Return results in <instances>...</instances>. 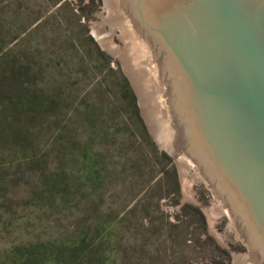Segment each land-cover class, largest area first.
<instances>
[{"label": "rangeland", "instance_id": "obj_1", "mask_svg": "<svg viewBox=\"0 0 264 264\" xmlns=\"http://www.w3.org/2000/svg\"><path fill=\"white\" fill-rule=\"evenodd\" d=\"M13 5L0 0L3 23L20 29H0V73L8 75L11 61H20L31 75L21 78L25 89L52 100L56 110L45 130L31 124L32 149L0 142V264L72 263L56 261L57 249L39 244L58 239L70 221L61 197L59 207L46 201L62 178L49 173L61 172L55 155L63 152L54 150L60 135L72 137L71 154L79 155L81 169L97 170L83 192L102 184V198L94 203L99 217L90 215L88 222L84 264H232L205 214L183 198L174 160L145 126L121 64L96 41L102 0H20L8 11ZM122 177L130 184L123 185ZM151 229L139 244L138 232Z\"/></svg>", "mask_w": 264, "mask_h": 264}, {"label": "water", "instance_id": "obj_2", "mask_svg": "<svg viewBox=\"0 0 264 264\" xmlns=\"http://www.w3.org/2000/svg\"><path fill=\"white\" fill-rule=\"evenodd\" d=\"M121 64L183 198L232 264H264V0H102Z\"/></svg>", "mask_w": 264, "mask_h": 264}, {"label": "trees", "instance_id": "obj_3", "mask_svg": "<svg viewBox=\"0 0 264 264\" xmlns=\"http://www.w3.org/2000/svg\"><path fill=\"white\" fill-rule=\"evenodd\" d=\"M13 1L14 5L12 7H8V11H15L20 4V0ZM2 9L4 11V8ZM16 15L17 13L13 14V16ZM3 22H5V20H1L0 16L1 30L6 29L8 33H11L12 31L17 32L18 30H20L16 25L12 26V28L9 26V30V28ZM22 65L23 63L21 64L20 61L14 58L9 65V74L4 76L5 74L3 72V74L0 73V142L22 148H24V146L31 145L32 149L34 140L33 130L30 127L31 124L37 122V124H41V126L44 127L45 130L48 123L54 119L51 115V112L56 110V104L53 105V101L46 100L45 97L39 99V97L37 96V92L27 91L25 89L24 82L21 80V78H23L24 75H31L28 69H26ZM5 71L7 72L8 69H6ZM71 138L72 137L67 135H60L56 140L58 148L54 150H60L63 152V154H60L58 156L55 155V161L57 160L56 165L61 170V172L53 174L49 171V173L51 174V176L62 178L56 180V182L54 183L56 189L54 191H50L49 195L46 197V201L49 202L48 206L54 205L58 207L59 204H56V202L59 201L58 198L61 197L60 201L66 206V208H68L66 212L68 213L70 218V221H68L69 225L65 227V229H71V231H67L64 229L58 236V239L50 241L51 243L49 244H45L42 242H39V244L40 246L52 245L54 248H56L57 255L54 252L56 261H59L61 257H64V259L66 260L71 258V264H73V261L76 262V264H84L87 258L85 238L89 234L88 222H90V215L99 217V215L97 214V207L94 203L96 199L100 201L102 198V184H91L88 187L89 190H85L86 193L83 192V189H81V187L85 183L87 177H90V175L92 174L98 175V173L96 172L97 170H93L90 168L81 169L82 166L84 167V163L80 164L81 161L79 155L71 154L75 146L74 142L71 141ZM84 152L86 151H83V153ZM32 153L33 155L35 154L34 151ZM49 154L50 152L48 150L41 153L42 163L45 155L49 156ZM73 158L76 159V161L73 160ZM72 163L74 164L72 165ZM99 171L103 170L99 169ZM78 173H81L83 175L80 176ZM165 174L169 175L170 173L168 171H165ZM42 175L45 174L42 173ZM72 180L76 182L75 185L72 184ZM121 181L123 185L130 184L124 183V181H128L127 178L121 179ZM135 183L136 185H138V180H135ZM103 185L110 187L113 184L111 183L110 185L104 180ZM53 188L54 185L51 187V189L53 190ZM85 195H87L86 200H82L81 197H84ZM134 211L129 212L127 217L133 216ZM144 211L146 210H141V212L145 214ZM138 233V243L140 244L145 237L149 238L151 234L154 233V231L151 229L146 233ZM40 253L41 255H44L41 250Z\"/></svg>", "mask_w": 264, "mask_h": 264}]
</instances>
